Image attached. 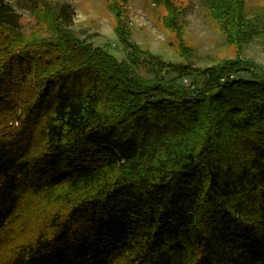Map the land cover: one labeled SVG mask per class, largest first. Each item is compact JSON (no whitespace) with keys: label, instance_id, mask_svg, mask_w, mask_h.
I'll return each mask as SVG.
<instances>
[{"label":"trees","instance_id":"trees-1","mask_svg":"<svg viewBox=\"0 0 264 264\" xmlns=\"http://www.w3.org/2000/svg\"><path fill=\"white\" fill-rule=\"evenodd\" d=\"M157 1L190 57L183 8ZM115 3L125 59L77 38L69 4L29 40L0 0V247L27 194L60 207L0 264H264V74L242 55L263 21L205 0L238 53L194 67L138 46Z\"/></svg>","mask_w":264,"mask_h":264},{"label":"rangeland","instance_id":"rangeland-1","mask_svg":"<svg viewBox=\"0 0 264 264\" xmlns=\"http://www.w3.org/2000/svg\"><path fill=\"white\" fill-rule=\"evenodd\" d=\"M114 2L128 22L132 40L166 60L206 67L238 53L236 46L226 39L220 23L209 13L205 0H176L184 11L181 24L185 43L191 49L190 57L181 54L175 32L164 23L166 8L157 0H11L21 15V32L29 40L54 36L55 9L58 11L62 5L69 4L73 15L70 29L77 38L87 40L94 46L106 47L119 59H125L126 48L115 31L117 19L112 7ZM247 11L249 16L261 19L264 26V0H247ZM242 55L259 62L264 74V33L246 44L242 48ZM140 70L147 74L144 67ZM239 75L250 77L248 73ZM174 76V73L168 75L169 78ZM191 81L190 76L178 79L179 83L186 85ZM21 206L20 215L6 231L8 240L4 238V244L0 247V260L9 254L12 245L32 236L46 223L48 215L60 208L58 203L48 202L35 194H27Z\"/></svg>","mask_w":264,"mask_h":264}]
</instances>
